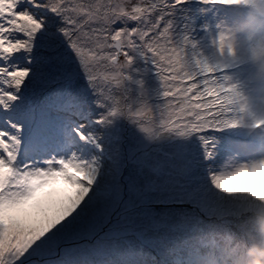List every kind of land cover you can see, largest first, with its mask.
I'll return each instance as SVG.
<instances>
[{
	"label": "snow or ice",
	"instance_id": "1",
	"mask_svg": "<svg viewBox=\"0 0 264 264\" xmlns=\"http://www.w3.org/2000/svg\"><path fill=\"white\" fill-rule=\"evenodd\" d=\"M246 2L0 0V264H87L82 252L94 245L107 208L93 188L95 157L83 154L104 151L119 116L149 136L162 126L196 137L216 191L264 201L256 192L264 188V157L211 167L214 134L264 129V117L249 124L237 107L235 59L217 45L220 25L215 38L209 23L201 26L211 55L192 38L197 15ZM149 74L160 82L156 110L130 100L129 85H140L142 97ZM221 139L225 151L245 147ZM60 180L71 190L58 193L53 186ZM160 259L155 251H132L115 264Z\"/></svg>",
	"mask_w": 264,
	"mask_h": 264
},
{
	"label": "rangeland",
	"instance_id": "2",
	"mask_svg": "<svg viewBox=\"0 0 264 264\" xmlns=\"http://www.w3.org/2000/svg\"><path fill=\"white\" fill-rule=\"evenodd\" d=\"M256 5L264 6V0H247L236 7L212 6L206 15L196 16V31L192 34L198 47L211 55L214 49L210 37L201 26L209 23L211 36L215 38V24L217 22L220 25L218 31L223 39L218 40L217 45L224 54L235 59V66L230 69V74L234 84L239 86L237 107L247 117L249 124L252 117H264V72H257L253 63L256 44L264 39V16L250 20L248 11ZM245 22H248V28L241 29L240 26ZM260 55L264 59V52ZM129 87L133 107L138 99H142L154 110L162 105L160 82L155 76L149 74L144 78L142 97L140 85L130 84ZM259 134L262 133L253 127L229 129L223 134H214L217 136V148L212 169L219 170L226 165L238 166L243 161L252 162L264 157V132L262 143H259L260 146L263 145V150L260 149L254 154H246L236 148L225 151L221 147V136L235 141L241 136V141L246 135L254 139ZM104 137L107 140L104 139L103 152L90 150L83 154L88 160L95 157L99 175L93 188L107 208L106 219L97 228L94 245L82 252V258L87 264H115L124 253L132 251L150 255V250L146 252L144 245L148 246L154 240L162 245L161 242L168 236V231L162 228L167 225L168 228L175 229L179 224V233L187 226L184 230L186 237L183 239L192 240L191 243L199 240L204 245L219 244L220 259L233 255V251H224L226 245L233 241L242 244L244 240L236 233H232L231 237L227 236L226 233L230 232L227 228L236 223L233 218L219 222L218 218H199L194 212L188 213L182 209L174 211L166 206L160 210L154 209L155 203H171L178 197L187 201H198L203 210L210 212L217 209L218 213H222L224 211L221 208L224 207L234 216L247 215V220L253 226L264 223V204L255 203L246 195L226 196L212 187L208 178L209 165L202 159L196 137L181 136L175 131L165 130L162 126L149 136L125 116L115 118ZM53 187L58 193L71 190L62 180L57 181ZM261 215L263 218L259 221L258 217ZM194 221L196 222L193 223ZM246 233L250 238L258 237L252 226L247 225ZM236 247L242 250V247ZM166 251L168 250L161 251V258L164 259H160V264L165 260V264H170L171 254Z\"/></svg>",
	"mask_w": 264,
	"mask_h": 264
},
{
	"label": "trees",
	"instance_id": "3",
	"mask_svg": "<svg viewBox=\"0 0 264 264\" xmlns=\"http://www.w3.org/2000/svg\"><path fill=\"white\" fill-rule=\"evenodd\" d=\"M104 139L107 140L106 137H104ZM240 139H241V136L238 137V140L236 142H241L244 144V142L246 141L245 137L241 141ZM232 141H235V140H232ZM256 142L254 144H256ZM236 149H238L239 151H244L243 149H239V148H236ZM259 149L263 150L261 146L258 148V150ZM200 205L201 203L198 201H190V200L187 201L185 200V198L178 197L172 200L171 203H163V202L155 203L154 206L156 207L154 209L160 210L164 206L174 211L175 210L179 211L180 209H182V210H186L188 213L194 212V215L199 218L203 217V218H208L212 220L214 218H218L217 220L219 222H226V220L230 221V219L233 218L234 220H236L235 221L236 223H234L231 227L227 228V231H230L226 233L228 234L227 236L231 237L232 233H236L238 236L244 239L242 244H236L235 241H233L229 245H226V248H224L225 249L224 251H227V250H229V252L233 251L234 253L233 255L220 259L218 258L219 244L216 243V245H213L214 243H211V244L204 245V243L199 242V240L193 239L194 243H191L192 240L187 241L186 239H183V237H186V233L184 232V230L187 229V226L183 229L182 233H179V230H177V228L181 224H179L178 226H175V229H171L170 227L168 228L167 225H165L162 228V229H165V231H168V233L166 232L168 236L166 235L167 238L165 239V241L161 242L162 245H160L155 240L148 244L149 247L146 246L147 244L144 245V247L146 248L145 249L146 252H149V250L150 252L155 251L160 255V257H163L161 255V251L163 249H167L168 251H166V253L171 254L170 264H233L234 258L236 256L242 255L244 250L247 248L248 244L251 242L250 237L246 236L247 235L246 233L247 225L252 226V228L254 229L256 228L257 225L253 226L251 222L247 220V215L234 216L231 212H229V209L224 208V207L221 208V211H224L222 213H218V210L215 208H214L215 210L211 209L212 212H210V211H207L206 209L203 210L200 207ZM261 218H263L262 215L258 217V220L259 221L262 220ZM195 222L196 221H194L193 223ZM234 226H235V229H234ZM208 240L210 241L212 239H208ZM236 246L242 247V250L237 249ZM220 248H222V246ZM180 256H182V258H179ZM161 259H164V258H161ZM227 259L228 261H226ZM165 263H166V260L165 262H163V264Z\"/></svg>",
	"mask_w": 264,
	"mask_h": 264
},
{
	"label": "clouds",
	"instance_id": "4",
	"mask_svg": "<svg viewBox=\"0 0 264 264\" xmlns=\"http://www.w3.org/2000/svg\"><path fill=\"white\" fill-rule=\"evenodd\" d=\"M249 19L254 20L257 16H264V6H253L249 8ZM241 29L248 28V22L240 26ZM264 52V39H260L256 44V52L253 56V63L256 66L257 72H264V59H261V53ZM256 192L260 196H264V188L258 187ZM245 195V194H240ZM248 198L252 199L255 203L264 204L258 198H254L251 194H247ZM255 231L258 235L257 238H250V243L244 250L242 255L234 258L233 264H264V223H258Z\"/></svg>",
	"mask_w": 264,
	"mask_h": 264
}]
</instances>
